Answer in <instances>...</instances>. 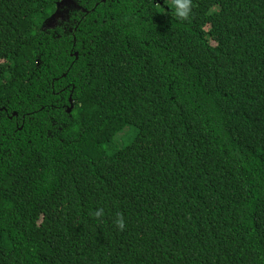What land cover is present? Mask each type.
<instances>
[{
	"label": "trees",
	"instance_id": "trees-1",
	"mask_svg": "<svg viewBox=\"0 0 264 264\" xmlns=\"http://www.w3.org/2000/svg\"><path fill=\"white\" fill-rule=\"evenodd\" d=\"M61 1L0 0V264H264V0Z\"/></svg>",
	"mask_w": 264,
	"mask_h": 264
},
{
	"label": "clouds",
	"instance_id": "clouds-1",
	"mask_svg": "<svg viewBox=\"0 0 264 264\" xmlns=\"http://www.w3.org/2000/svg\"><path fill=\"white\" fill-rule=\"evenodd\" d=\"M171 2L175 7V13L178 18L181 20H188L190 18L193 0H171ZM101 214L102 210L95 213L96 216H100ZM115 223L120 228V230H123L126 227L122 214H118V219L115 221Z\"/></svg>",
	"mask_w": 264,
	"mask_h": 264
},
{
	"label": "rangeland",
	"instance_id": "rangeland-1",
	"mask_svg": "<svg viewBox=\"0 0 264 264\" xmlns=\"http://www.w3.org/2000/svg\"><path fill=\"white\" fill-rule=\"evenodd\" d=\"M77 7L78 6H76L75 0H62L59 2L56 14H54L48 21V27L67 22L70 11L76 9Z\"/></svg>",
	"mask_w": 264,
	"mask_h": 264
}]
</instances>
